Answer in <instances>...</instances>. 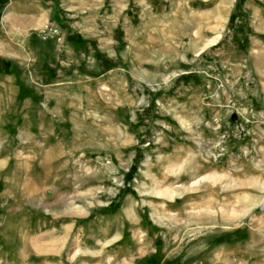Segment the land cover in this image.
Segmentation results:
<instances>
[{
    "label": "rangeland",
    "instance_id": "obj_1",
    "mask_svg": "<svg viewBox=\"0 0 264 264\" xmlns=\"http://www.w3.org/2000/svg\"><path fill=\"white\" fill-rule=\"evenodd\" d=\"M0 264H264V0H0Z\"/></svg>",
    "mask_w": 264,
    "mask_h": 264
},
{
    "label": "built area",
    "instance_id": "obj_2",
    "mask_svg": "<svg viewBox=\"0 0 264 264\" xmlns=\"http://www.w3.org/2000/svg\"><path fill=\"white\" fill-rule=\"evenodd\" d=\"M49 34H52V35L56 34V30L55 29H50L49 30Z\"/></svg>",
    "mask_w": 264,
    "mask_h": 264
}]
</instances>
